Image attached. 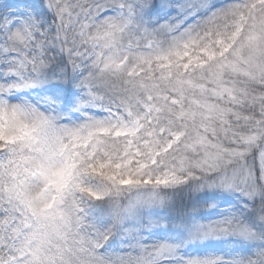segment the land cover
<instances>
[{
	"label": "snow or ice",
	"instance_id": "6c2138e0",
	"mask_svg": "<svg viewBox=\"0 0 264 264\" xmlns=\"http://www.w3.org/2000/svg\"><path fill=\"white\" fill-rule=\"evenodd\" d=\"M0 264H264V0H0Z\"/></svg>",
	"mask_w": 264,
	"mask_h": 264
}]
</instances>
